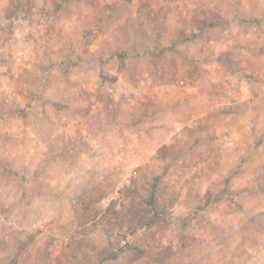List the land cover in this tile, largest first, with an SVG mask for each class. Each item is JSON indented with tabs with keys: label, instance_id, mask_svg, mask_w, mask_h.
<instances>
[{
	"label": "rangeland",
	"instance_id": "rangeland-1",
	"mask_svg": "<svg viewBox=\"0 0 264 264\" xmlns=\"http://www.w3.org/2000/svg\"><path fill=\"white\" fill-rule=\"evenodd\" d=\"M0 264H264V0H0Z\"/></svg>",
	"mask_w": 264,
	"mask_h": 264
},
{
	"label": "trees",
	"instance_id": "trees-1",
	"mask_svg": "<svg viewBox=\"0 0 264 264\" xmlns=\"http://www.w3.org/2000/svg\"><path fill=\"white\" fill-rule=\"evenodd\" d=\"M151 197H153V198L155 197V193L154 192L152 193V196ZM143 221H144L143 219H141L140 221L138 220L139 224H141V225L144 224ZM139 224L137 223V225H139ZM134 228H135V225H134ZM24 248H25L24 245H19V248H18V251L17 252L21 254L23 252ZM114 256H115V254H114Z\"/></svg>",
	"mask_w": 264,
	"mask_h": 264
}]
</instances>
